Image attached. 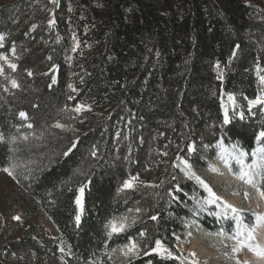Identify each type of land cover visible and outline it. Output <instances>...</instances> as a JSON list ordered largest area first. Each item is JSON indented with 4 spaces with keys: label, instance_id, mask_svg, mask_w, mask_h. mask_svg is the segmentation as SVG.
<instances>
[{
    "label": "trees",
    "instance_id": "trees-1",
    "mask_svg": "<svg viewBox=\"0 0 264 264\" xmlns=\"http://www.w3.org/2000/svg\"><path fill=\"white\" fill-rule=\"evenodd\" d=\"M54 1L43 0L16 27L17 19L0 11L3 54L14 47L20 59L13 61L15 71L6 68L0 76V172L16 165L25 222L44 216L58 239L37 240L30 225L8 242L1 233L0 251L25 264H179L144 255L159 239L184 257L175 237L184 239L191 195L204 189L173 166L177 156L192 165L202 146L219 140L249 154L264 144L256 141L264 114L248 109L262 91L256 65L264 69V0ZM222 93L234 94L243 119L234 115L223 123ZM78 104L90 110L73 111ZM57 122L65 129L53 127ZM132 176L139 177L135 187L120 191ZM82 184L87 187L78 225L75 201ZM122 216L131 226L109 239L108 221ZM202 224L211 233L219 230L214 219L205 217ZM129 237L140 245L131 260L118 250ZM60 242L69 257L57 252ZM16 263L0 257V264Z\"/></svg>",
    "mask_w": 264,
    "mask_h": 264
},
{
    "label": "rangeland",
    "instance_id": "rangeland-1",
    "mask_svg": "<svg viewBox=\"0 0 264 264\" xmlns=\"http://www.w3.org/2000/svg\"><path fill=\"white\" fill-rule=\"evenodd\" d=\"M42 1L43 0H0V11L2 13H6V16L9 15L8 18L11 20L17 19L13 23V25L16 27L18 24H20V22H23V24L26 22L21 21V19L28 17L29 12L33 11L39 6L42 7ZM49 1L54 5V0ZM18 5L22 9H18ZM7 20L8 19L6 17V19H3L1 22H5ZM50 21L55 22L53 12L49 14V19L47 21V27L52 29L55 23L50 25ZM35 27L36 26H32L31 31L34 30ZM0 36L4 37V39L0 41V45H2L0 46V54H3L7 37L4 34H0ZM13 48L14 47H12V49ZM12 49L7 53L6 56L12 63H14V60L20 59H18L16 55V50L15 55H13ZM0 64H3L4 71L6 68H8L4 61H0ZM261 87L264 89V85H261ZM228 94L229 93H222L220 96V108L222 116H224V110L221 107V104L222 102L227 103ZM255 108H258L259 110L256 116L261 117L260 114H264V105H256L255 107H252L251 110ZM236 113L237 114H235V116L239 117V108L236 109ZM229 116L231 118L234 116L231 107H229ZM260 121H262V119H260ZM194 152L195 150L191 152V154ZM219 152L220 149L217 147V143L211 148L202 146V149L195 153L196 157L193 158V164L191 165L192 171L195 172L196 175L201 179H203L209 185V187H211L213 192H215L216 195L219 196L223 201H226L238 209H241L243 223L251 225L254 223V217L252 215L253 212L264 214V201L259 198L256 189H254L251 185L245 184L243 181L237 178L236 173L239 172L240 166L236 163V161H230V171L229 168L226 167L219 159ZM252 159L250 162H248L247 157L245 163H251ZM212 168H216L218 171L214 172L211 170ZM204 190V193L197 192L195 195H191V218H184L183 227L185 229V236L184 239L175 237V249L185 257V264H192V261H196V264H236V261L230 258L231 246L235 243V241L229 240L227 238V236L234 234L236 229V221L229 212L227 218L230 219L234 225L230 230L224 229L223 227L225 226V223L221 224L223 215L217 216L212 214L217 212L222 213L224 211L222 206L218 208L216 204H206L201 207L203 202L209 197L208 192ZM246 192L249 194L247 198L244 195ZM17 193L23 197L20 193L19 187L15 182V179H13L12 176L8 175L6 172H0V235L1 233H4L5 235H2L7 242V238H11V240L18 239L23 234V232L27 230L30 225H32L37 230V233L35 232L33 234V237L37 240L41 239V237L47 238L48 240H57L58 234L56 230L50 221H48L44 216L38 215L37 213L31 217L29 221L25 222L28 215L25 213L24 208L21 205L22 199L17 197ZM77 210L79 211L78 207ZM15 217H20V219L17 220ZM205 217L214 219L216 222H218L219 230L217 233L223 230L226 235L221 237L215 235L216 232L211 233L210 231L205 230V228L202 226V222L205 221ZM136 220L137 219H131V221ZM189 233H191V235H189ZM210 233L212 235H209ZM255 237V242L263 247L264 244H262V240H264V226L258 227L256 229ZM4 245H6V243H4L3 246ZM56 246L57 252L59 254L65 258L69 257V251L63 243H57ZM61 249H63V251H61ZM225 252H228L229 255H225ZM192 253L195 255H190ZM174 255L176 254L174 253ZM0 257L3 261L8 263H15L18 261V264H25L23 261H21V259H16L13 255H7L4 251H0ZM236 259L241 261V264H243L244 261H248V264H264V260L257 258L255 254L249 251L247 248L237 253ZM177 262L180 264L179 260H177Z\"/></svg>",
    "mask_w": 264,
    "mask_h": 264
},
{
    "label": "snow or ice",
    "instance_id": "snow-or-ice-1",
    "mask_svg": "<svg viewBox=\"0 0 264 264\" xmlns=\"http://www.w3.org/2000/svg\"><path fill=\"white\" fill-rule=\"evenodd\" d=\"M50 25L54 24V21L49 22ZM4 39L3 36H0V41ZM2 46V45H0ZM13 55H15V48L12 49ZM51 59V57H49ZM0 61H4V63L7 64L8 68L12 69L13 71L16 70L17 65L15 63H12L6 55L0 54ZM55 67V66H54ZM217 68H219V64H217ZM264 72V69L260 67L259 64L256 65V75L259 79V83L261 85H264V75L261 73ZM29 75H32L31 72L28 73ZM0 76H4V66L3 64H0ZM6 80L9 81L12 88H18L19 84L16 79L10 78L8 76L4 77ZM222 78V76L218 77ZM52 82L55 83L56 79L53 76ZM69 88H72L73 91H75V88H73L72 85H69ZM5 91H8V89L5 87ZM69 99H73V97H69ZM249 111H251L252 107H255L256 105H264V89H262L259 96L256 97L254 100H249ZM221 107L224 110V116H223V123L225 125H228L231 123V117L229 116V107L232 108L233 114L236 113V109L239 107V105L236 103V99L234 94L229 93L227 95V103L222 102ZM90 110V106L84 105V104H78L73 111L79 113L82 110L85 109ZM240 119L244 118V113L241 111L238 113ZM19 117L21 120H28V114L24 111H21L19 113ZM28 128H32L33 125L31 123H28L26 125ZM55 128L65 129V125L57 122L53 125ZM19 130V129H18ZM3 136L0 135V141H3ZM21 139L27 141L28 135H23ZM17 140L16 137L11 138V143H15ZM256 140L259 144L260 141L264 140V130L260 131L258 135L256 136ZM76 147V144L73 143L72 147L68 149L64 153L65 156L69 154V152L72 151L73 148ZM217 147L220 149L219 152V159L224 163L226 167L229 168L231 171V160H235L236 163L240 166V170L238 173H236V176L239 180L243 181L245 184L251 185L254 189H256L257 193L259 194V197L261 200H264V144H259L257 148H255L252 153V162L251 163H245L246 158L248 157L249 153L245 152L244 150L240 149L238 145L233 144L231 147H225L223 144V141H219L217 143ZM195 150L194 145L188 146V152L191 153ZM167 153H165L166 155ZM92 155L95 156V151L92 152ZM176 160L178 163H175L173 166L176 168H179L185 176H187L189 179H194L198 184L201 185L209 194V197L203 202L201 207H203L206 204H216L217 207H223V212H217L212 213L213 215H223L227 217L229 212L232 214L233 219L236 221V229L234 231L233 235L227 236L229 240L235 241V243L231 246V255L230 258L236 261V264H241V261L236 259V254L241 252L243 249L247 248L249 251L253 252L255 256L261 260H264V247H262L260 244L256 243V237L255 232L258 227L264 226V214L253 212L252 215L254 217V223L251 225L244 224L241 217V209H238L237 207L233 206L232 204L227 203L226 201H223L219 196L216 195L215 192L209 187V185L201 179L199 176L196 175L195 172L192 171V166L188 163V161L182 157L177 156ZM16 167V165H11L10 167H6L3 169L4 172L8 173V175L12 176L13 179H16V176L14 174L13 169ZM212 171H218L216 168H212ZM139 180L138 176H132L128 180H125L123 183L122 188L120 191H123L125 189H132L135 187L136 182ZM87 185L82 184L78 191V195L76 197V205L79 209L78 214L76 215L75 219L77 224L79 225L81 220V214L84 211V192ZM176 191L179 192L180 188L177 186ZM171 195V193H170ZM245 197L249 195L247 192L244 194ZM175 198V197H174ZM136 211H140L137 209ZM15 219L19 220L20 217H15ZM152 220H156L157 216H152ZM134 223V221H133ZM131 225L128 223V217L122 216L119 218L113 217L111 220L108 221L106 228L107 236L109 239L112 238L113 235H119L120 233L125 232ZM191 235V233H189ZM209 235H212L211 233ZM215 235L224 237L226 233L222 230L218 233H215ZM140 236H145L144 232H140ZM119 252L129 260L136 258L140 253V245L137 243L135 239L132 237L128 238V242L124 245L119 247ZM63 251V249H61ZM117 251L116 248H113L111 250V253H106L107 255L111 256L112 253H115ZM151 253H155L156 255L160 256L162 259L165 260H179L180 264H185V258L182 256H176L174 253L166 247L161 240L157 239L155 241V246L150 250V252H145L144 255H150ZM225 255H229L228 252L224 253ZM190 255H195L194 253ZM92 264H95V262H92ZM148 264H152L151 261H148ZM192 264H196V261H192ZM243 264H248V261H244Z\"/></svg>",
    "mask_w": 264,
    "mask_h": 264
},
{
    "label": "bare ground",
    "instance_id": "bare-ground-1",
    "mask_svg": "<svg viewBox=\"0 0 264 264\" xmlns=\"http://www.w3.org/2000/svg\"><path fill=\"white\" fill-rule=\"evenodd\" d=\"M262 244H264V240H262ZM264 247V246H263Z\"/></svg>",
    "mask_w": 264,
    "mask_h": 264
}]
</instances>
